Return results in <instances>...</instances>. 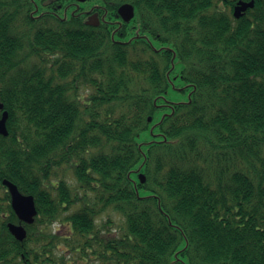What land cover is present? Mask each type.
<instances>
[{"label":"trees","instance_id":"1","mask_svg":"<svg viewBox=\"0 0 264 264\" xmlns=\"http://www.w3.org/2000/svg\"><path fill=\"white\" fill-rule=\"evenodd\" d=\"M0 100V264H264V0H0Z\"/></svg>","mask_w":264,"mask_h":264},{"label":"water","instance_id":"2","mask_svg":"<svg viewBox=\"0 0 264 264\" xmlns=\"http://www.w3.org/2000/svg\"><path fill=\"white\" fill-rule=\"evenodd\" d=\"M79 3H84L87 0H75ZM254 6L253 1L244 2L238 1L233 10V17L239 19L247 9H252ZM118 16L124 21L129 22L134 17V7L130 4H123L117 9ZM89 24L97 26L99 24L98 19L94 16L89 17ZM3 110V104L0 100V111ZM8 119V113L3 111L0 116V135L7 136L8 131L6 128V122ZM10 195L11 208L21 223L32 224L34 218L37 215L34 198L30 195H23L19 192L18 188L7 180L2 181ZM8 231L19 242H22L26 237V230L22 225L8 224Z\"/></svg>","mask_w":264,"mask_h":264},{"label":"rangeland","instance_id":"3","mask_svg":"<svg viewBox=\"0 0 264 264\" xmlns=\"http://www.w3.org/2000/svg\"><path fill=\"white\" fill-rule=\"evenodd\" d=\"M182 69V64L178 61V59L175 60L174 69L171 71L169 78V87L164 93L160 99L159 106L160 108H157L153 113V121L150 124L149 129L143 130L139 132V134L136 136L135 140L138 144L142 145V148L145 150L147 147V143L151 141H157L159 138L153 137V135H157V126L156 123H158L161 118L163 117L164 113H168L170 111V106L173 103H185L189 100V94L191 91V87H188V83H186L184 80H182L180 73ZM152 131H154V134H152ZM65 230H61V233L64 234ZM69 243L72 245H77L75 240H69ZM67 249V247H65ZM71 255L74 256V258L78 261L80 264L81 260L78 253H72ZM97 264V263H96Z\"/></svg>","mask_w":264,"mask_h":264}]
</instances>
